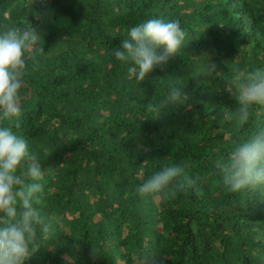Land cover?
I'll use <instances>...</instances> for the list:
<instances>
[{
  "label": "trees",
  "instance_id": "obj_1",
  "mask_svg": "<svg viewBox=\"0 0 264 264\" xmlns=\"http://www.w3.org/2000/svg\"><path fill=\"white\" fill-rule=\"evenodd\" d=\"M149 19L178 20L188 38L139 81L114 52ZM13 27L40 29L42 52L21 116L0 126L41 162L34 207L51 224L25 264H264V188L229 192L214 171L264 128V106L241 124L226 90L237 71L264 69V0H0V32ZM176 80L188 98L165 104ZM172 165L194 183L138 193Z\"/></svg>",
  "mask_w": 264,
  "mask_h": 264
},
{
  "label": "clouds",
  "instance_id": "obj_2",
  "mask_svg": "<svg viewBox=\"0 0 264 264\" xmlns=\"http://www.w3.org/2000/svg\"><path fill=\"white\" fill-rule=\"evenodd\" d=\"M39 31L37 27H13L0 32V121H11L22 114L27 99L26 65L36 52H42ZM187 38L178 20L149 19L128 30L114 56L129 64L130 76L144 81L153 70L180 55ZM205 72L209 76L220 74L214 63L205 67ZM232 85L226 90L237 103L233 116L243 124L250 119L254 106H264V69L237 71ZM187 98L184 84L176 80L165 104L180 105ZM159 109L157 106L153 110ZM214 171L229 192L264 188V128L218 158ZM43 175L41 162L27 141L12 127L0 126V264H25L37 251V226H41V232L51 229L41 209L34 207L41 203L38 194L43 191L39 183ZM193 183L194 179L185 175V166H164L139 184L138 193L156 196L166 189L184 190Z\"/></svg>",
  "mask_w": 264,
  "mask_h": 264
}]
</instances>
